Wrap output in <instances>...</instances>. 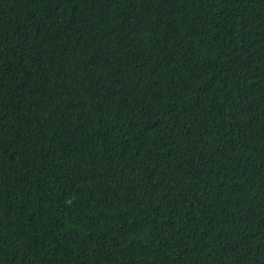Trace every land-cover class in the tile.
Segmentation results:
<instances>
[{"label":"trees","instance_id":"obj_1","mask_svg":"<svg viewBox=\"0 0 264 264\" xmlns=\"http://www.w3.org/2000/svg\"><path fill=\"white\" fill-rule=\"evenodd\" d=\"M0 264H264V0H0Z\"/></svg>","mask_w":264,"mask_h":264}]
</instances>
